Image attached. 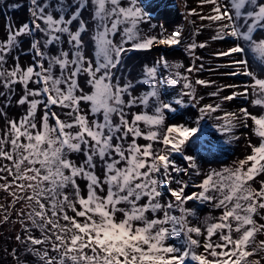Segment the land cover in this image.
<instances>
[{
    "label": "snow or ice",
    "instance_id": "6c2138e0",
    "mask_svg": "<svg viewBox=\"0 0 264 264\" xmlns=\"http://www.w3.org/2000/svg\"><path fill=\"white\" fill-rule=\"evenodd\" d=\"M199 3L210 6L209 13L191 9L189 15L208 20L211 39L228 45L213 53L227 58L217 68L250 80L242 87L218 86L209 95L220 102L202 106L204 98H197L193 82L179 71L170 73L169 84L183 80L181 92L172 100L161 98L157 66L182 67L165 56L145 65L135 83L125 74L130 51L181 44L179 29L168 32L160 25L156 35L143 33L150 15L140 0H28V22L17 26L9 18L7 37L0 41V85L8 94L0 96L7 108L20 85L23 94L15 103L26 109L19 119L6 120L0 135V160L8 162L0 164L6 173L0 189L13 204H26L27 211L17 213L24 235L15 239L35 257L34 264H264V114L222 109L238 98L264 108V76L250 61L251 56L264 65V0ZM0 7L21 5L0 0ZM25 37L32 38V62L22 65L16 56L5 67ZM205 47L206 42L186 46L193 55L187 73L204 70L203 63L195 66L202 57L194 50ZM213 83L195 80L206 87ZM137 85L148 90L137 95ZM189 104L199 106L196 127L179 122L182 116H167ZM0 116H7L3 108ZM206 118L219 121L214 127L227 136L224 143L239 140L235 130L249 127L250 120L259 143L249 142L250 153L232 167L202 172L188 146L202 140ZM165 192L172 198L167 203ZM197 203L221 210L205 218L203 229L189 219L197 215ZM11 255L25 264L17 249Z\"/></svg>",
    "mask_w": 264,
    "mask_h": 264
},
{
    "label": "rangeland",
    "instance_id": "374dc122",
    "mask_svg": "<svg viewBox=\"0 0 264 264\" xmlns=\"http://www.w3.org/2000/svg\"><path fill=\"white\" fill-rule=\"evenodd\" d=\"M9 2H18L21 7L16 10H11L6 7H0V41L5 40L7 37V25L10 22L9 18H11V23L14 25H20L21 23L28 22L29 21V13L27 11L29 4L28 0H5V3ZM123 2L126 4L127 0H123ZM162 4L167 5V7L161 6V4L157 5V3L153 0H140L141 6L144 8V10L150 15V23H146L141 25V29L144 34L147 35H156L159 32V26L163 25L168 32L175 31L179 29L181 31V44L177 46L172 47H166L162 45H157L153 47L149 51H130L128 55L125 57V74L130 78L133 79V82L135 83L136 80H139L143 76V70L144 66L147 65L149 67L155 65L156 61L161 57L165 56L168 60L170 65L175 64H181L182 67L179 69L176 68H169L165 69L162 66L158 67V86L162 85V96L161 98L168 101L175 98L182 90L183 88V80L179 81L178 83L174 85L169 84V75L170 73H175L176 71H179L183 75H187L189 79L193 82L195 88H196V96L197 98L203 97V92H200V89H197V85H195L196 79H203L207 80L208 78L215 79L213 84H219L220 86L224 84H237L241 87L244 84L250 83L249 78L246 77H230L222 75L221 73L229 71V69L226 68H217V65L223 64L226 62L227 58H217L213 55L214 52L217 50H221L226 48L228 45L223 42L219 41H213L211 39L212 35H214V26H210V22L208 20L201 21L199 19V16L189 15V11L191 9H195L198 13L201 15H206L209 13L210 6H200L199 0H162ZM87 16V13H85ZM194 21V23H193ZM152 25H156V28H153ZM201 25H205V27L201 28ZM197 29H199L198 34ZM31 37H25L22 38V47L18 50H15L12 53V56L8 57V63L5 65V67L10 68L14 64V57L19 56V62L22 65H28L32 62V53L28 51L30 47ZM196 42L199 43H207V47L200 49L197 48L194 50V55L202 57V60H195V66L199 67L201 63L204 64V70L199 72H192L187 73L186 69L189 66L193 65V55H190L187 50L186 46ZM54 51V49H53ZM250 61L253 63V67L255 71L257 72V75L264 76V65H259L258 62L252 60L250 56ZM215 69L214 71H209L208 69ZM174 78V77H173ZM218 85V86H219ZM1 86V85H0ZM205 87V86H203ZM217 88V87H215ZM148 86L147 85H137L136 93L139 95L140 93L147 91ZM14 95H12V102L7 107L4 108V104L6 103L5 96H0V108H3V110L7 113V116H0V135H2L3 130L6 126V120L8 119H19L20 116H22L25 112L26 105L20 106L15 103V101L19 98L20 95L23 94L22 87L20 85L14 86ZM231 90H225L221 93V95H227L229 94ZM0 92L8 94V90L0 87ZM207 98V97H206ZM206 98H204L201 101V106L206 102ZM208 99V98H207ZM186 104H188V98H185ZM220 102L218 98H213L209 101V103H218ZM226 111H236L239 107H246L248 110L255 114L260 115L264 114V108H260L259 106H253L249 101H246L242 98L235 99L233 101L224 102L222 104ZM177 113H168V117H176V116H182V119L179 121L181 123L187 121L191 126L196 127L195 121L197 120V113H198V107H192L191 104H189L186 108H179ZM56 111H61L60 109H55ZM134 111L139 109H133ZM214 115H220V112L214 114ZM174 122L172 119L168 120V123ZM210 122H214V119H210ZM249 127H238L235 130V135L239 136V140H234L230 143L229 150L222 154L218 159L209 157H203L201 154L196 153V148H194V142L188 146V150L192 152L193 155H195L198 159L199 164L201 165L202 172H208L212 169L215 170H221L225 167H232L235 162H237L240 159H243L246 155L250 153V148L248 147L249 142L252 144H258L259 143V137H257L253 130H252V123L249 120L248 121ZM202 133L205 132L204 126L201 127ZM140 143H146L143 140L139 141ZM73 159L79 160L82 159L78 154H73ZM179 162V159H178ZM8 163L7 161L0 160V164ZM0 175H6V173H0ZM196 182L198 183L202 177L195 178ZM4 181H0V183H3ZM82 189L84 188V182L80 181ZM173 187H176L175 184L172 185ZM258 186V185H257ZM15 190V189H13ZM70 191V189H69ZM190 191H197V189H190ZM10 194L6 191L0 189V200L1 198H6L4 201L8 200L10 198ZM172 198L170 195L165 192L163 195L162 202L167 203ZM4 201H0V203H3V206L0 204V210L9 211L13 208H8L6 206V210L2 207H5ZM9 201V200H8ZM21 204V209L25 212L27 211L26 204L24 201L17 202V204ZM189 208L193 207V202H189L187 205ZM6 211V212H7ZM197 211L201 214L196 217H190V221L200 226L202 229L204 227L203 221L206 217H218L220 215L219 209L212 208L211 205L205 204L204 207L197 208ZM6 214V213H5ZM2 214V217L5 215ZM174 214L179 215V212H175ZM69 215H72L71 212H69ZM21 218V217H20ZM19 216L16 218L9 217L8 221L5 224L4 227V239L5 241L8 240L9 244H6L7 249H17L20 259L25 260V264L32 263L28 257L24 254V247L20 244L19 241H17L15 238H12V232H15L17 229L19 221ZM12 231V232H9ZM23 236L22 233H19ZM33 235L39 236L40 233L38 230H33ZM182 238V237H181ZM214 240L216 237L213 238ZM173 243H176L175 238H173ZM199 251H203L201 248ZM17 264V262H16ZM194 264V262H193Z\"/></svg>",
    "mask_w": 264,
    "mask_h": 264
},
{
    "label": "trees",
    "instance_id": "16d2710c",
    "mask_svg": "<svg viewBox=\"0 0 264 264\" xmlns=\"http://www.w3.org/2000/svg\"><path fill=\"white\" fill-rule=\"evenodd\" d=\"M157 3V5L161 4V6H164V7H167L166 3L165 5L162 4V0H153ZM207 80L209 81H214L215 79H210L208 78ZM219 84H211L210 86H205L203 87L202 85H197V89H200V92H203V96L204 98H206V102L204 104H208L209 101L211 99H215L216 97H212L209 95V93L211 92H214L216 90L215 87H218ZM220 86V85H219ZM2 87V85L0 86ZM214 104V103H213ZM224 106L222 105V109L223 111H226L225 108H223ZM223 112H220V115H222ZM199 115V112L197 113V116ZM219 123V121H216L214 119V122H210V119L206 118L205 120L201 121L200 123V126H204V129H205V132L203 133L202 135V140H197L194 142V148H196V153L198 154H201V156L203 157H206L209 159V157H212V158H219L220 156H222V154H224L225 152H227L229 150V147H230V143H224V141L227 139V136L226 135H222L221 133H219L218 131H216L214 125ZM197 126V125H196ZM199 135V134H198ZM9 179H11L9 177ZM9 193V192H7ZM6 198H1L0 201H4ZM9 200V201H8ZM8 200L4 201V205L5 207H2L3 209L6 210V206L8 208L12 207L13 205V208L9 211H4V210H0V264H16V258L11 255V252L13 249H7L6 248V244H9L8 243V240L5 241L4 237V227H5V224L6 222L4 221V217L5 215H7L8 217H11V218H17L18 215L17 213H19L22 209H21V204H13V197L10 196V198H8ZM2 206H3V203H0ZM201 207H204V205H199L198 203L196 204V208H201ZM5 214L2 217V214ZM199 213L197 211V215L199 216ZM196 215V216H197ZM195 216V217H196ZM197 218V217H196ZM21 218L19 216V222H20ZM25 222L27 223V221L25 220ZM9 232H12V231H9ZM19 233H22L24 235V231H23V227L21 225V223L18 224L17 226V229L15 232H12V238H15L17 235H20ZM18 253V251H17ZM24 254L28 257V259L32 262L30 264H34L35 262V257L31 256L30 253H26L24 252ZM19 255V253H18Z\"/></svg>",
    "mask_w": 264,
    "mask_h": 264
}]
</instances>
